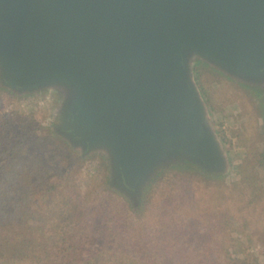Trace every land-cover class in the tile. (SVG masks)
<instances>
[{
    "label": "water",
    "instance_id": "1",
    "mask_svg": "<svg viewBox=\"0 0 264 264\" xmlns=\"http://www.w3.org/2000/svg\"><path fill=\"white\" fill-rule=\"evenodd\" d=\"M196 60L264 87V0H0V85L63 92L60 135L135 205L172 164L230 167Z\"/></svg>",
    "mask_w": 264,
    "mask_h": 264
},
{
    "label": "rangeland",
    "instance_id": "2",
    "mask_svg": "<svg viewBox=\"0 0 264 264\" xmlns=\"http://www.w3.org/2000/svg\"><path fill=\"white\" fill-rule=\"evenodd\" d=\"M193 70L230 167L210 175L193 164L195 171L172 164L152 177L139 205L111 186L105 154L82 155L60 135L63 92L18 95L0 85V138L15 131L12 141L22 144L19 152L39 170L43 186H33L40 188L39 204L60 201L80 214L81 233L89 222L93 228L89 246L80 240L79 264H264V196L257 200L252 189L240 196L224 188L238 179L242 163L264 153V87L242 84L201 60ZM159 174L162 181L142 208L145 191ZM258 174L264 188V164ZM53 185L62 191L47 194Z\"/></svg>",
    "mask_w": 264,
    "mask_h": 264
},
{
    "label": "trees",
    "instance_id": "3",
    "mask_svg": "<svg viewBox=\"0 0 264 264\" xmlns=\"http://www.w3.org/2000/svg\"><path fill=\"white\" fill-rule=\"evenodd\" d=\"M198 75L201 76L200 73ZM27 127L28 125L24 126V132L27 131ZM15 135L13 131L8 136L0 138V264H58L50 262L54 257L56 259L59 257L64 262L73 261L79 264L78 258H82L80 240L87 242L84 247L89 246L93 239V228L89 222L81 233L77 216L80 214L64 207L60 201L52 200L45 205L39 204L40 199H36L35 193L40 188L35 190L33 186L37 184L43 186V181L36 166L29 164L25 154L19 152V146L22 144L16 145L12 141ZM55 139L63 142L59 138ZM263 164L264 153H258L255 160L244 162L238 167L235 173L238 179L224 188L231 187L230 194L240 196L252 189L257 200H261L264 188L260 182L258 169ZM31 167L33 172L30 175ZM176 167L196 170L188 162L175 164L172 168L177 169ZM24 172L29 176L24 175ZM160 175L146 189L142 208L146 202L148 203L153 189L162 181ZM215 177L221 176H209L210 180L217 179ZM109 180L108 176L106 184ZM56 186H50L47 194L52 190H57L59 194L62 190H58ZM85 233L89 234L84 235ZM75 254L80 255L75 258Z\"/></svg>",
    "mask_w": 264,
    "mask_h": 264
}]
</instances>
